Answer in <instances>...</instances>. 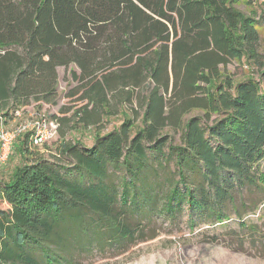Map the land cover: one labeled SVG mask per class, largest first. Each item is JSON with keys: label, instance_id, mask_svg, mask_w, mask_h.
<instances>
[{"label": "trees", "instance_id": "16d2710c", "mask_svg": "<svg viewBox=\"0 0 264 264\" xmlns=\"http://www.w3.org/2000/svg\"><path fill=\"white\" fill-rule=\"evenodd\" d=\"M257 2L0 0L5 124L58 106L59 68L76 84L49 117L58 157L33 153L27 133L0 181V264H71L69 239L135 242L151 212L173 219L186 207L192 225L222 224L236 195L264 190V15L238 8ZM234 61L261 81H236ZM113 117L120 125L103 133ZM89 128L91 147L66 139Z\"/></svg>", "mask_w": 264, "mask_h": 264}, {"label": "rangeland", "instance_id": "374dc122", "mask_svg": "<svg viewBox=\"0 0 264 264\" xmlns=\"http://www.w3.org/2000/svg\"><path fill=\"white\" fill-rule=\"evenodd\" d=\"M258 0L254 6H238L244 13L257 19L264 15V5ZM262 37L260 52L264 62V28H259ZM78 71L76 68H73ZM264 69V68H263ZM264 71V70H263ZM236 81L252 78L261 81V70L243 62L234 61L227 67ZM76 84L70 76V69H59V102L58 106L45 105L40 112L35 108H27L26 114L46 115L52 117L59 113L63 105H70L66 93ZM73 101V100H72ZM198 114L193 112L189 117ZM121 117L111 118L104 123L103 133L120 125ZM94 129L66 131L67 140L76 139L91 147L94 141ZM59 135V134H58ZM21 140H17L12 155L6 165H0V181L9 179L20 159L18 149ZM59 136L41 147H31V151L45 159L58 157ZM264 173V161L260 164ZM170 173L173 174L171 167ZM197 184V182H196ZM235 207L226 205L228 220L222 224L214 218H195L190 224L189 210L177 213L176 218L166 217L160 212H151L140 221L145 229L141 239L135 242L125 241L113 245L107 241L88 246L84 240H71L66 243L67 253L71 256V264H264V190L247 187L236 195ZM7 209L6 204L0 205ZM160 208V205H157ZM199 218V219H198ZM135 219V218H134ZM138 219V218H136ZM241 222L246 227L241 226Z\"/></svg>", "mask_w": 264, "mask_h": 264}, {"label": "built area", "instance_id": "2783aa9c", "mask_svg": "<svg viewBox=\"0 0 264 264\" xmlns=\"http://www.w3.org/2000/svg\"><path fill=\"white\" fill-rule=\"evenodd\" d=\"M22 112H17L19 120L11 125L5 124L0 117V165H6L12 155L15 142L29 133L32 145L41 147L58 136L59 124L46 115L36 114L21 118Z\"/></svg>", "mask_w": 264, "mask_h": 264}, {"label": "crops", "instance_id": "0c3cea01", "mask_svg": "<svg viewBox=\"0 0 264 264\" xmlns=\"http://www.w3.org/2000/svg\"><path fill=\"white\" fill-rule=\"evenodd\" d=\"M60 69V68H59ZM59 69H58V74H59Z\"/></svg>", "mask_w": 264, "mask_h": 264}]
</instances>
